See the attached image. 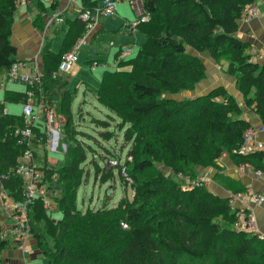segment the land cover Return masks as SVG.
I'll return each mask as SVG.
<instances>
[{
    "label": "trees",
    "instance_id": "1",
    "mask_svg": "<svg viewBox=\"0 0 264 264\" xmlns=\"http://www.w3.org/2000/svg\"><path fill=\"white\" fill-rule=\"evenodd\" d=\"M98 2L83 0L81 7L91 9ZM141 2L147 19L136 28L144 38L137 54L116 60V68L105 70L99 87L92 90L98 104L128 125L125 141L133 138L135 148L128 152L133 161L125 168L132 179L131 201L121 198L113 207L104 204L83 212L75 204L86 154L70 128L74 94L67 89L63 75H53L62 53L85 34L84 23L73 21L61 54L54 55L47 45L41 51L42 92L35 90L36 104L40 99L55 103L66 149L71 141L74 144L65 153L63 166L49 169L40 146L44 129L33 128L32 159H41L46 182L58 178L55 204L61 214L58 221L47 213L37 218L34 209L41 203L39 199L28 210L36 246L46 264H264V237L234 229L236 215L227 198L205 187L184 190L154 173L155 162L168 164L175 172H186L195 165L217 166L222 153L236 165L249 164L264 172L262 152H239L243 133L251 125L240 118L243 110L225 88L194 100L170 98L193 89L205 77L206 67L199 55L225 58L236 90L264 123V61L253 60L251 44L236 36L243 8L255 0ZM17 7L18 0H0V75L18 61L10 40ZM26 92L5 90L0 101V185L15 202L22 200L24 182L16 168L26 149L18 143L15 131L24 124L21 115L5 112V105L23 103ZM137 148L145 158H137ZM117 167L121 174V166ZM111 178L104 174L103 181ZM215 178L227 184L221 174ZM227 181L231 192L244 190L237 182ZM7 243L0 229V252Z\"/></svg>",
    "mask_w": 264,
    "mask_h": 264
},
{
    "label": "rangeland",
    "instance_id": "2",
    "mask_svg": "<svg viewBox=\"0 0 264 264\" xmlns=\"http://www.w3.org/2000/svg\"><path fill=\"white\" fill-rule=\"evenodd\" d=\"M120 3L123 4L122 5L123 8L121 9L122 14L119 13V15L126 16L127 18H129L131 23H134L137 20L136 18L137 16H135L134 10L130 2H128L127 0H122L119 2V4ZM254 5L256 6V9H258V14L255 18L251 19L250 21L251 22H255L257 20L263 21L264 0H255ZM105 21H107V19H105ZM243 24L246 23H241V22L239 23V36L241 35L240 31L242 32L244 30ZM107 26L114 28L116 24L114 21H112V22H108ZM43 30L44 29H42L41 31ZM135 34H136L135 35L136 39H132V36H129L121 28L117 29L116 27L109 32L107 30V32H105L102 35L103 40L102 42H100L99 46L103 51L110 50L112 51V53L109 56H103L100 54H94L93 50L88 49V47L82 48L78 56L77 63L67 74L63 75V77L66 78L68 81V89L75 95V100L72 104L73 125L72 123H70V128L76 132L77 135L76 141H79L76 143H80L83 146V150L86 154V160L80 165L79 171L81 176V184L78 188L76 200H75L77 209L81 210L82 212L85 211L86 209H99L104 204L107 207H113L117 204V202L121 198H125L129 201L132 200V196H133L132 179L129 178V180H127L128 178L125 173V168H128L133 161V158L129 157L128 155V152L130 150H134L135 148L133 138L129 141H125L123 137V133L128 128V125L123 123L115 114L107 110L102 105L98 104V102H96L92 94V90L97 89L99 87L101 73L103 69L107 68L112 70L116 68V65L118 64L116 63L115 67L113 65L112 57L115 52L114 50L116 48L115 49L111 48V44H115L114 42H116L117 40L120 41L119 42L120 44L127 43L126 45H123L124 47H121L120 49L129 48L131 50V54L127 56L128 59L134 57L137 54L139 47L143 42V37L139 31H137ZM247 34H250V30L247 32ZM125 38H129V39L131 38L132 41L121 42L124 41ZM59 42L60 39L52 40V46L57 49L54 50L55 52L58 51ZM95 45L96 42L92 43L90 45V48ZM261 49L264 50V47L263 48L261 47ZM203 55H205L207 59L205 60V64H206L205 77L202 80H200L193 87V89L186 91L188 93L195 94L192 100L197 99L199 96L208 94L212 90L218 88V87H212L208 89L212 85V84H208L209 79L210 80L216 79L215 74H217L220 79L228 75L227 73L228 63L225 60V58H220L218 60L207 54H203ZM88 60H93L90 61L89 66L91 63L94 62L98 63L99 65V62L96 60H99L102 63H106L107 65L103 67L100 65L98 67H95L94 69H90L87 62ZM58 69L60 70L59 64L57 66V71ZM201 86H204V88L202 89ZM13 87L16 90L17 88L22 89L23 87H25V85L19 82H12L11 84H7L5 88L1 87L0 101L2 100L4 91L9 90ZM86 87L88 88L89 91L86 90ZM219 87L225 88L224 86H219ZM26 89L29 90V88ZM198 91L200 92L203 91V93L197 95ZM226 91L228 92V89H226ZM236 93L240 95V98L235 97L234 95L231 94L234 100L238 104H240L243 110H245L246 108L250 109L249 106H247L244 103L242 95L238 91H236ZM170 98L178 101L180 98V92L175 95H170ZM189 99L191 100V98ZM217 100H221V99L217 98ZM5 108L8 109L9 112L12 114L20 113V107L12 103H7L5 105ZM64 138H65V132L63 133V130H61L59 141H61V143L63 144L62 149L58 148L57 150H48L45 152L47 168L52 170H59L63 166L64 155L65 153L67 154L68 149H70V147H72V144H74L72 143L70 137L69 141H71V143H68V148L66 149ZM40 146L41 148H43L42 144ZM136 147L139 148V145L137 144ZM138 148L135 149L137 158H145L144 155L140 153ZM154 150L157 151L156 147H154ZM43 155L44 154L42 153V156ZM40 160H41L40 158L38 161L35 159L33 160V162L36 165V167H38L36 168V170H40V172H42L41 171L42 168L40 167L39 164ZM118 165L121 166L120 167L122 170L121 174H118L117 171ZM112 167H114L113 172L111 171ZM221 167H222L221 163L217 164V166L195 165L192 168L190 167L186 168L185 169L186 172H175L168 164L166 165L164 163L155 162L154 173H158L165 176L171 182L179 184L181 188L184 190H190L188 189V184L192 183L193 181H200L210 177L208 178L209 181L207 183L208 185L205 187V190L210 191L211 193L217 196L227 198L229 200V197H224V195L221 196L222 194L220 193L218 194V192L215 190L216 188L214 187V185L219 183L218 179L215 178V176L222 174L221 171L223 169H221ZM104 174L108 177H113V178L108 179L107 181H103ZM47 184L48 185L50 184L51 189H49L48 191V188L46 187L47 185L42 184L43 193H41V190L37 191L36 199H34L33 202L31 201L32 203L30 202L28 203L29 206L26 208L27 214L22 216V218L26 219L29 226L30 223L28 217V210L34 208L35 206L34 204H36V201H38V199L41 201V203L38 202L37 207L34 209L35 213H37V218L42 217L43 216L42 214L46 213L48 210L50 211L47 212V215L52 220L58 221L61 218V214L55 204V198L58 196L57 191H59L58 178L56 176H53L51 181L48 182L47 180ZM248 188L250 187H244V190ZM233 193L235 192H231L230 194ZM41 195H44L45 202H43V198ZM50 205L54 208L51 209ZM2 215L5 216L4 213ZM11 223L12 224L8 229H4V228L1 229L0 227L2 238H7L8 236L18 238V235L15 234L13 230V226L15 224H13V221ZM122 228L126 229V227L123 225ZM21 229L22 228L20 226L19 230ZM29 230H30L29 231L30 234L28 236H32L31 229L29 228ZM25 232L26 229H24V236L18 238L19 240L22 241L26 240L28 236L25 235ZM41 264H44V262L42 261Z\"/></svg>",
    "mask_w": 264,
    "mask_h": 264
},
{
    "label": "built area",
    "instance_id": "3",
    "mask_svg": "<svg viewBox=\"0 0 264 264\" xmlns=\"http://www.w3.org/2000/svg\"><path fill=\"white\" fill-rule=\"evenodd\" d=\"M29 1L30 0H18V7L27 5ZM120 1L122 0H100L94 8L84 10L81 6L79 7L77 18L84 23L85 34L80 37L69 50L62 54L59 63L60 70L58 69L57 73H54L53 76L65 75L71 70L73 65L78 60L81 49L88 45L90 34L100 23L101 19L109 18L114 15ZM257 14L258 9H256V6L254 4H248L242 10L240 22L247 23L251 19L255 18ZM146 19V15H143L134 23L125 21L123 26L127 27L131 31H134L136 30L137 25L144 23ZM249 52L252 55L253 60L257 62L262 60V54L255 46H252ZM130 54L131 50L129 48L120 49L118 51L117 61H120ZM89 67L94 69L95 67H98V63H91ZM41 73L42 68L39 61L35 57L32 60H18L14 62L8 72L4 75H0V88L3 87L4 84L12 82H19L29 88V90H26L27 94L25 101L20 104L24 126L23 128L15 131V135L18 137V143L24 145L26 148L21 154L16 168L18 175L24 182L22 200L20 202H15L0 185V203L2 211L6 218H10V221H13V224H15L13 226V230L14 233L18 235V238L24 236V229H26L25 235L28 236L30 234V226L28 225L26 219L22 218V216L27 214L26 208L29 206L28 203H32L33 200L36 199L37 191L41 190V193H43L42 184L47 185V182L44 180V174L39 170H36L37 167L33 162L32 151L30 149L32 139L34 138L33 128L35 126V121L38 119L37 113H41V119L44 126L43 132L45 137L42 142L43 149L45 151L57 150L58 148L62 149L63 145L61 141H59L62 124L58 118L55 103L53 101H41L40 99V103L36 104L35 101V90H37L38 93L42 92L40 87ZM259 133H264V123H262L258 128L253 126L248 127L243 133L242 144L239 152L247 154L252 151H260L262 152V160L264 162V143L257 140V135ZM224 155L225 153H222L219 159ZM236 170L241 175L253 174L254 176L262 177V172L258 169H254L249 164H239L236 166ZM127 178V180H129V177ZM208 181V178L200 181H193L188 184V189L191 190L194 188L206 187L208 185ZM41 196L43 198V202H45L44 195ZM228 197V205L231 211L236 215V220L233 224L234 229L255 233L259 237H262L258 230L256 219L253 216L252 211L248 208V203L259 205L264 201L263 196L254 191L252 188H248L246 190L230 194ZM20 226L22 228L21 230H19Z\"/></svg>",
    "mask_w": 264,
    "mask_h": 264
},
{
    "label": "crops",
    "instance_id": "4",
    "mask_svg": "<svg viewBox=\"0 0 264 264\" xmlns=\"http://www.w3.org/2000/svg\"><path fill=\"white\" fill-rule=\"evenodd\" d=\"M128 2H130L134 10L135 16H137L136 17L137 19L141 17L142 14L144 15V11L143 12L141 11V8L138 4V0H133V1H128ZM121 3L118 4L115 14L109 18H103L104 20L101 19L100 23L97 25L94 31L90 34L89 43L85 47H88V49L93 50L94 54L109 56L112 53V51L110 50L103 51L99 46L100 42H102L103 40L102 35L105 32H107V30L109 32V31H112L116 27L117 29L121 28L129 36H132V39H136L135 33L138 30L136 29L134 31H131L127 27L123 26V23L125 21L126 22H131V21L126 16L119 15V13L122 14L121 9L123 8L122 7L123 4ZM52 4H53V9L51 8ZM82 4H83V0H30L27 5L19 6L13 17V22L11 25L12 34L10 38L12 44L17 49L16 60H32L33 58L36 57L37 60L39 61L40 66L42 67V60H41L40 54L46 45H47V50H50L54 55L61 54L62 49H63L62 43L64 39L66 38L67 31L69 30L73 21L75 19H78L77 18L78 9ZM105 19H107V21H105ZM112 21H114L116 24L114 28L107 26L108 22H112ZM243 25H244V30L242 32L240 31L242 38H241V35L239 36V30L236 36L241 40L248 41L252 46H255L262 54V60H260V62H263L264 61V50L261 49V47L262 48L264 47V20L263 21L257 20L255 22L250 21ZM42 29L44 30L41 31ZM249 30H250V34H247ZM53 39H60L59 48L57 52L54 51L57 49L52 46ZM132 39L125 38L124 41H121V42H130L132 41ZM143 41H144V38H143ZM94 42H96V45L90 48V45ZM119 42L120 41L117 40L116 42H114L115 44H111V48H114V49L116 48L114 50L115 52L112 57L113 59L112 62H113L114 67L116 64V60H118V51L120 50L121 47H124L123 45L127 44V43L120 44ZM199 57L202 59V61L205 64V60H207L206 56L201 54L199 55ZM126 58L127 57L121 59L120 61H124L126 60ZM90 61H93V60L87 61L88 66H89ZM96 61L99 62L98 66L101 65L103 67L107 65L106 63H102L99 60H96ZM105 70H110V69L104 68L101 75L103 74ZM215 77L216 79L214 80L209 79L208 84H212V85L208 89L212 87L224 86L226 89H228V92L230 94L234 95L235 97L240 98V95L236 93L237 90L235 91L236 89L234 86L235 82L232 76L226 75L220 79L218 75L215 74ZM66 82H67V89H68L67 79H66ZM7 84H11V83L4 84L3 88H5ZM201 88L203 89L204 86H201ZM16 90L14 87L9 89V91H13V92H25L26 85L22 89L17 88ZM86 90H88L87 87H86ZM201 93H203V91L201 92L198 91L197 95ZM194 95L195 94L184 91L182 92V94L180 93L179 100L186 99V98L193 99ZM53 99L55 100V97ZM74 100H75V95H74ZM12 104H15V103H12ZM15 105L16 106L18 105L20 107V104H15ZM5 110L9 114H12L9 112L8 109H5ZM71 112H72V105H71ZM13 115H21V107H20V113L13 114ZM37 115H38V119L35 121V126H37L38 128H40L41 131H43L44 126H43L42 119H41L42 118L41 113L39 112L37 113ZM72 117H73V114H72ZM240 118L245 120L246 122H248L251 126L255 128H258L262 124V120L253 112L252 109L246 108L245 110H243V113L240 116ZM257 140L264 143V133H259L257 135ZM42 150L44 153L46 152L44 149ZM216 162L217 164L219 163L222 164L221 169L223 170L221 171L222 173L221 175L225 178V180L223 181L227 183V184H223L222 182H219L218 184L214 185V187L216 188L215 190L218 192V194L220 193L222 194L221 196L224 195V197H228L229 194L231 193V190H230V186L227 180H233L237 182L238 184H240L242 187L252 188L254 191L261 194L264 198V172H262V177H257V176H254L253 174H244V175L239 174L236 170L237 165L232 161V159H230L227 153H225V155L222 158L220 159L218 158ZM46 187L48 188V191L49 189H51L50 184L49 185L47 184ZM58 192L59 191H57V193ZM53 208L54 207L51 206V209ZM248 208L252 211L253 216L256 219L260 235L264 237V201L259 205L254 204V203H248ZM49 211L50 210H48L47 212ZM2 214L3 213L1 210V206H0V227L1 229L3 228L8 229L12 223L9 219H7ZM7 242L8 243L6 247L0 253L1 264H41L42 261L44 262V264H46V261L42 257L41 252L37 248L35 240L33 239L32 236H28L26 240L24 241L19 240L18 238L8 236Z\"/></svg>",
    "mask_w": 264,
    "mask_h": 264
},
{
    "label": "water",
    "instance_id": "5",
    "mask_svg": "<svg viewBox=\"0 0 264 264\" xmlns=\"http://www.w3.org/2000/svg\"><path fill=\"white\" fill-rule=\"evenodd\" d=\"M138 4H139V6H140V8H141V11L143 12V9H142V2H141V0H138Z\"/></svg>",
    "mask_w": 264,
    "mask_h": 264
}]
</instances>
